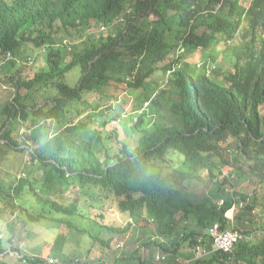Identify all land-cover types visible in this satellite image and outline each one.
Masks as SVG:
<instances>
[{"label": "trees", "instance_id": "16d2710c", "mask_svg": "<svg viewBox=\"0 0 264 264\" xmlns=\"http://www.w3.org/2000/svg\"><path fill=\"white\" fill-rule=\"evenodd\" d=\"M31 49L46 66L11 72ZM0 73L15 86L0 98V264H87L113 248L102 229L135 231L82 197L152 227L94 264H264V0H0ZM217 223L243 235L232 252L214 248ZM38 225L56 237L25 253ZM73 231L86 254H65Z\"/></svg>", "mask_w": 264, "mask_h": 264}, {"label": "rangeland", "instance_id": "374dc122", "mask_svg": "<svg viewBox=\"0 0 264 264\" xmlns=\"http://www.w3.org/2000/svg\"><path fill=\"white\" fill-rule=\"evenodd\" d=\"M46 52L43 51L42 49H31L30 53L28 52L26 54V61L24 64H20L18 66V68L12 69L11 72H20L22 73L23 76H31L34 73H36L38 70L44 68L46 66L45 62H46ZM218 54V60H217V65H220V67L225 68V69H230L231 68V64L228 61H225L223 54H221L220 52L217 53ZM68 59H70V57L68 56ZM14 73V74H15ZM17 76L19 74H16ZM81 75V68L80 67H75L67 76V80L72 84L75 85L78 80L79 77ZM1 76V73H0ZM221 80V77H218ZM0 98L1 100H6L9 97H11V90L10 88H15L14 86V82H12L10 80V75L9 74H4L2 75V79L0 82ZM134 138L137 139V136H135ZM16 159L15 158H11L8 159L7 161L4 162L3 164V172L5 173V180L8 183H12L13 179L15 180V176L13 178V175L15 174V172L19 173L21 172L20 169L14 168L15 164H16ZM21 165V163H20ZM153 170H157V169H153ZM207 185L203 184V183H199L193 186L192 191H194L198 196H201L202 193L204 192L205 188ZM75 190V189H73ZM70 192H74V191H70ZM213 194H215V192H213ZM91 197H93L92 195H90ZM94 198V197H93ZM93 198H89L88 200H86L84 197L81 198V204L82 206H84V208H88V210L91 212V214H93V216L97 217V221L98 223H102L104 222L103 219H99L98 215L101 214V212L104 213V218H105V222L111 226H120V227H126L129 224H134L135 227V231H129L126 232L124 234H115L109 233V230L104 228L101 231V235L103 237H113V241H112V249L108 248V252H103V248L99 245V244H94L93 242L87 241L85 239V237L83 236L82 233H80L79 231H73L71 234V241H69L66 245V251L65 254H70V253H76V249L79 251L84 252L85 254L88 251V247H90L92 245V243L94 244V249H92L91 252L87 253L88 257H87V264H94L97 263L100 259H101V253H102V257L106 256V254H112L113 249H117L119 246H125V248H118V250L123 249L124 251H127V249L129 247H133V249H136V247L138 245H136L135 247L130 244V245H126L127 241L130 240V238H133V240L137 239V236L139 234H141L143 232V230H147L150 231L152 229V227H150L149 222H145L143 220H139L136 216H133L130 214V212H123L118 204H107L109 202H104L102 203V201H99V203H97L96 199ZM93 204V205H92ZM99 204V206L97 205ZM110 205V206H107ZM103 206H106L105 208ZM257 214L254 217L255 220L257 222H259L260 224H264V211L259 208L256 210ZM261 214H263L262 218H261ZM135 222H138V226L135 225ZM235 224H237V222L235 221ZM89 228L91 229V231L93 233H97V231L100 230L99 225L97 224H93V221H91L88 224ZM257 228V225L256 227ZM36 232V234H35ZM35 232L33 233L34 235L27 241L26 244L23 245V249L25 253H29V254H34L37 255L39 253H41L42 248L44 247V245L46 244V242L48 240H54V238L56 237V232L51 229L48 225H38V227L36 228ZM253 233V232H252ZM133 234V236H132ZM258 235L257 233L255 234V232L253 234H251L250 238H252L254 241H259L260 238H257ZM254 237H256L257 239H255ZM249 238V239H250ZM91 240L94 241V239L92 238ZM166 238H162L161 237V241H165ZM96 246L98 248H96ZM122 251V252H124ZM121 251L115 252L116 255H120L122 253ZM157 255L160 253L159 251L156 252ZM204 253L203 249H200L198 251H196V256H201ZM113 255V254H112ZM113 257V256H112ZM159 258V257H158ZM194 257H190L186 260V262H191L193 261ZM16 261V259L14 260ZM109 263L113 264V258H109L108 260ZM150 264H156V261L153 260V262L151 261Z\"/></svg>", "mask_w": 264, "mask_h": 264}, {"label": "built area", "instance_id": "2783aa9c", "mask_svg": "<svg viewBox=\"0 0 264 264\" xmlns=\"http://www.w3.org/2000/svg\"><path fill=\"white\" fill-rule=\"evenodd\" d=\"M216 249L232 252L236 243L243 237L239 231H221L219 223L210 228Z\"/></svg>", "mask_w": 264, "mask_h": 264}, {"label": "clouds", "instance_id": "9594fccd", "mask_svg": "<svg viewBox=\"0 0 264 264\" xmlns=\"http://www.w3.org/2000/svg\"><path fill=\"white\" fill-rule=\"evenodd\" d=\"M163 242V241H162ZM214 248L216 249L215 245H214Z\"/></svg>", "mask_w": 264, "mask_h": 264}]
</instances>
